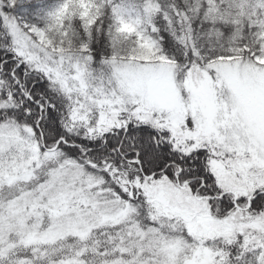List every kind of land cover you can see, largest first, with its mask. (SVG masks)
Returning <instances> with one entry per match:
<instances>
[{
	"label": "snow or ice",
	"instance_id": "6c2138e0",
	"mask_svg": "<svg viewBox=\"0 0 264 264\" xmlns=\"http://www.w3.org/2000/svg\"><path fill=\"white\" fill-rule=\"evenodd\" d=\"M0 264H264V0H0Z\"/></svg>",
	"mask_w": 264,
	"mask_h": 264
}]
</instances>
